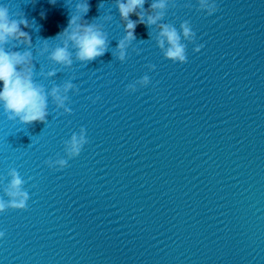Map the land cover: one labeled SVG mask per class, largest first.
<instances>
[{
  "label": "water",
  "instance_id": "1",
  "mask_svg": "<svg viewBox=\"0 0 264 264\" xmlns=\"http://www.w3.org/2000/svg\"><path fill=\"white\" fill-rule=\"evenodd\" d=\"M76 2L0 0L33 23L23 30L35 79L50 90L73 78L80 89L69 92L72 113L49 97L45 125L10 121L0 106V196L10 167L30 193L27 210L0 213V264H264V0H216L212 15L176 0L163 22L190 20L186 63L165 58L143 24L141 51L119 61L115 0H90L85 19L100 16L113 49L45 78L41 66H60L36 48L67 26ZM144 74L148 86L125 90ZM81 126L90 141L81 154L48 167L67 158L64 141Z\"/></svg>",
  "mask_w": 264,
  "mask_h": 264
},
{
  "label": "clouds",
  "instance_id": "2",
  "mask_svg": "<svg viewBox=\"0 0 264 264\" xmlns=\"http://www.w3.org/2000/svg\"><path fill=\"white\" fill-rule=\"evenodd\" d=\"M56 0H52L55 3ZM119 18L123 25L125 35L118 40L115 51H111L113 57L124 62L128 58V49L139 53L138 47H133L138 40L136 29L138 25H145L149 29V37L157 42L159 49L165 58L175 62L186 63L188 60L187 43L195 42L197 34L190 20H183L179 28L170 22H163L169 8L177 6L176 0H115ZM148 7H145V5ZM103 4L100 5L102 7ZM191 6V5H189ZM75 11H70L68 24L55 38L42 39V46L36 48L40 56L47 54V59L54 65L51 70L40 68V75L45 78L56 77L58 73L71 68L75 62L87 65L99 57L104 56L111 48L109 33L103 23L98 22L99 17L85 19L91 10L90 0H77ZM216 0H198L197 10L206 11L212 15L218 10ZM133 15L138 17L133 19ZM112 14L104 16L105 21H111ZM23 26V27H22ZM33 23L25 14L11 12L10 5L0 4V106L3 107L8 120L19 121L22 124L33 125L35 122L47 124L50 115L49 97L57 109H63L64 113H72L68 106L71 103L70 90L80 91L73 78L62 83H53L49 90L46 85L38 82L36 76V57L34 56L32 36L24 28H32ZM50 40H58L54 47ZM204 47L197 44L195 52ZM113 49V48H111ZM149 70H155V64L147 65ZM151 78L144 74L142 78L129 83L126 91L135 92L138 86H148ZM97 96L93 103L100 100ZM87 129L81 126L79 132H73L70 139L64 141L66 157L59 153L56 158H48L45 164L52 169H63L69 166V159L78 157L88 144ZM7 175L10 181L4 187L5 196H0V213L9 209L27 210L30 193L25 189L26 180L16 167H10ZM31 179V177H29ZM6 231H0V238H4Z\"/></svg>",
  "mask_w": 264,
  "mask_h": 264
}]
</instances>
